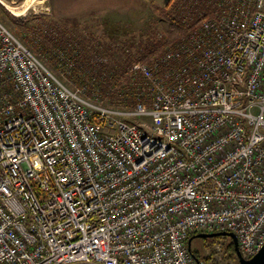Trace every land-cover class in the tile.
<instances>
[{"label":"built area","instance_id":"1","mask_svg":"<svg viewBox=\"0 0 264 264\" xmlns=\"http://www.w3.org/2000/svg\"><path fill=\"white\" fill-rule=\"evenodd\" d=\"M219 7L132 65L133 107L85 96L0 21V264H204L200 232L261 249L264 0Z\"/></svg>","mask_w":264,"mask_h":264},{"label":"trees","instance_id":"2","mask_svg":"<svg viewBox=\"0 0 264 264\" xmlns=\"http://www.w3.org/2000/svg\"><path fill=\"white\" fill-rule=\"evenodd\" d=\"M221 1L168 0L162 6L152 2L154 14L167 26L161 30L152 25L149 31L139 32V37L143 38L130 33L118 37V32H112L105 41L92 43L91 39L67 32L64 27L59 29L48 24L45 34L41 30L38 32L37 28L32 29L34 39L38 40L31 41L30 45L41 52L54 69L66 74L74 86L82 88L85 96L92 97L96 93L107 99L110 105L133 107L144 101L146 87L144 78L131 69L132 65L135 62L152 64L165 49L199 27L202 20L214 17L220 11ZM110 28L114 31L121 29L115 24ZM217 238L223 239L226 249L238 258L231 238Z\"/></svg>","mask_w":264,"mask_h":264},{"label":"rangeland","instance_id":"3","mask_svg":"<svg viewBox=\"0 0 264 264\" xmlns=\"http://www.w3.org/2000/svg\"><path fill=\"white\" fill-rule=\"evenodd\" d=\"M28 1L0 0V21L22 43L37 53L52 72L71 85L72 82L65 77L66 74L62 75L60 70L54 69L45 61L44 55L30 45L31 41L38 40L34 39L32 29L37 28L38 32L41 30L45 34L47 25L54 24L59 29L64 27L67 32L72 31L79 37L89 38L93 43L105 41L112 32H118V37H124L125 33L137 36L139 32L149 31L152 25L161 30L167 26L164 20L154 14L151 3L162 6L168 0H31L32 5L24 13L16 15L15 12L22 9ZM5 3L13 8H7ZM114 24L121 28L120 31L111 30L110 27ZM139 35L138 38H143ZM80 90L83 93V89ZM102 101L108 103L105 98ZM212 240L194 238L191 242L192 251L204 264L237 263L238 258L226 249L224 240L221 244Z\"/></svg>","mask_w":264,"mask_h":264},{"label":"water","instance_id":"4","mask_svg":"<svg viewBox=\"0 0 264 264\" xmlns=\"http://www.w3.org/2000/svg\"><path fill=\"white\" fill-rule=\"evenodd\" d=\"M218 236H228L232 239L234 250L238 257L237 264H264V245L253 257H251L250 259H245L240 255L236 235L229 231H218V232H210V233L200 232V233L193 234L187 240V247L192 252V249H191L192 239L194 238H214ZM193 256L196 259V261H199V259L194 254Z\"/></svg>","mask_w":264,"mask_h":264},{"label":"bare ground","instance_id":"5","mask_svg":"<svg viewBox=\"0 0 264 264\" xmlns=\"http://www.w3.org/2000/svg\"><path fill=\"white\" fill-rule=\"evenodd\" d=\"M4 5H5L7 8H13V7L7 5L6 3H5ZM31 5H32V1L29 0L26 4H24V5L22 6V9L16 11L15 14H16V15H20V14L24 13V11L27 10ZM14 9H15V8H14Z\"/></svg>","mask_w":264,"mask_h":264},{"label":"flooded vegetation","instance_id":"6","mask_svg":"<svg viewBox=\"0 0 264 264\" xmlns=\"http://www.w3.org/2000/svg\"><path fill=\"white\" fill-rule=\"evenodd\" d=\"M225 237H228V236H225ZM228 238H230V237H228ZM200 239H207V238H200ZM193 240V239H192ZM192 242V241H191Z\"/></svg>","mask_w":264,"mask_h":264}]
</instances>
